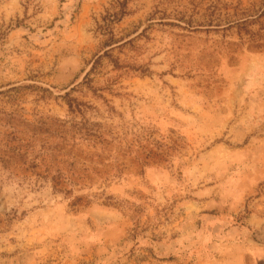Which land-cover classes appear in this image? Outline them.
I'll return each mask as SVG.
<instances>
[{
	"label": "rangeland",
	"instance_id": "obj_1",
	"mask_svg": "<svg viewBox=\"0 0 264 264\" xmlns=\"http://www.w3.org/2000/svg\"><path fill=\"white\" fill-rule=\"evenodd\" d=\"M0 264H264V0H0Z\"/></svg>",
	"mask_w": 264,
	"mask_h": 264
}]
</instances>
